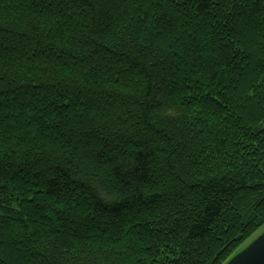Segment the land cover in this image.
Wrapping results in <instances>:
<instances>
[{
	"label": "trees",
	"instance_id": "16d2710c",
	"mask_svg": "<svg viewBox=\"0 0 264 264\" xmlns=\"http://www.w3.org/2000/svg\"><path fill=\"white\" fill-rule=\"evenodd\" d=\"M264 231V0H0V264H226Z\"/></svg>",
	"mask_w": 264,
	"mask_h": 264
},
{
	"label": "water",
	"instance_id": "95a60500",
	"mask_svg": "<svg viewBox=\"0 0 264 264\" xmlns=\"http://www.w3.org/2000/svg\"><path fill=\"white\" fill-rule=\"evenodd\" d=\"M226 264H264V231Z\"/></svg>",
	"mask_w": 264,
	"mask_h": 264
}]
</instances>
